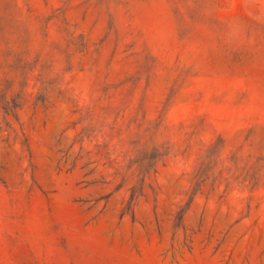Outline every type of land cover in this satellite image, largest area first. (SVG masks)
<instances>
[{
  "label": "rangeland",
  "instance_id": "1",
  "mask_svg": "<svg viewBox=\"0 0 264 264\" xmlns=\"http://www.w3.org/2000/svg\"><path fill=\"white\" fill-rule=\"evenodd\" d=\"M0 264H264V0H0Z\"/></svg>",
  "mask_w": 264,
  "mask_h": 264
}]
</instances>
